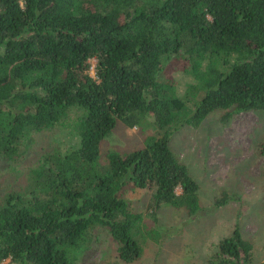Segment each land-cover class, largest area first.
<instances>
[{
  "label": "trees",
  "instance_id": "16d2710c",
  "mask_svg": "<svg viewBox=\"0 0 264 264\" xmlns=\"http://www.w3.org/2000/svg\"><path fill=\"white\" fill-rule=\"evenodd\" d=\"M174 56L189 60L194 77L183 95L164 78ZM219 111L224 120L264 113V0H0V164L33 155L47 133L58 145L67 130L77 138L50 144L7 185L0 264H77L101 236L118 258L140 259L143 209L187 218L203 209L171 131ZM151 117L165 135L103 158L119 121L133 128ZM133 188L151 190L147 209L125 197ZM228 198L222 191L216 206ZM256 256L237 224L208 264H264Z\"/></svg>",
  "mask_w": 264,
  "mask_h": 264
},
{
  "label": "rangeland",
  "instance_id": "374dc122",
  "mask_svg": "<svg viewBox=\"0 0 264 264\" xmlns=\"http://www.w3.org/2000/svg\"><path fill=\"white\" fill-rule=\"evenodd\" d=\"M96 62L91 60L93 76ZM189 64L184 57L174 56L166 67L164 78L176 85L179 95L184 94L194 78L189 74L192 70ZM223 116L221 111L212 113L198 125H184L169 135L171 147L201 184L203 209L198 215L187 218L185 213L178 214L173 208L164 207L154 217L152 210L143 209L145 236L140 259L127 262L118 258L115 242L101 236L92 242L94 249L85 261L77 264H208L215 244L231 235L237 224L246 237L253 239L257 261L264 260V156L258 154L264 138V113L243 111L229 120ZM163 132L152 117L133 128L119 121L102 145L103 158L112 150L127 153L143 147L147 138L165 135ZM62 137L58 145V141L53 142L54 135L47 133L31 151L33 155L14 167L0 164V203L7 185L27 174V169L38 162V155L54 148L50 144L73 147L77 143V138L68 130ZM224 190L229 198L218 207L215 200ZM177 191L180 194L181 188ZM150 195V189L133 188L125 197L146 208ZM2 264L17 263L8 258Z\"/></svg>",
  "mask_w": 264,
  "mask_h": 264
}]
</instances>
